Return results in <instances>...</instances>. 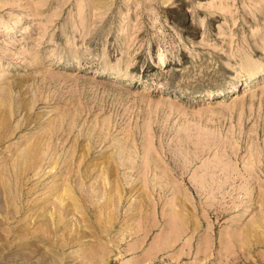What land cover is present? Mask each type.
I'll return each mask as SVG.
<instances>
[{"label":"rangeland","instance_id":"rangeland-1","mask_svg":"<svg viewBox=\"0 0 264 264\" xmlns=\"http://www.w3.org/2000/svg\"><path fill=\"white\" fill-rule=\"evenodd\" d=\"M0 264H264V0H0Z\"/></svg>","mask_w":264,"mask_h":264}]
</instances>
